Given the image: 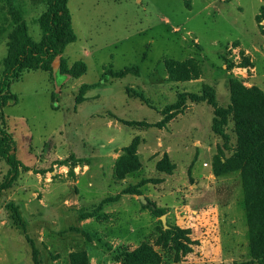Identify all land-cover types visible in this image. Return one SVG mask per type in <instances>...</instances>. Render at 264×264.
I'll return each instance as SVG.
<instances>
[{
	"label": "rangeland",
	"instance_id": "rangeland-1",
	"mask_svg": "<svg viewBox=\"0 0 264 264\" xmlns=\"http://www.w3.org/2000/svg\"><path fill=\"white\" fill-rule=\"evenodd\" d=\"M15 2L39 41L47 0ZM67 7L75 41L61 57L84 74L56 59L10 82L18 172L0 191V264H152L127 257L143 245L158 264H258L249 227L264 214L245 199L264 182L245 186L235 153L264 160V0ZM12 32L0 0V79ZM7 171L0 159V181Z\"/></svg>",
	"mask_w": 264,
	"mask_h": 264
},
{
	"label": "trees",
	"instance_id": "trees-1",
	"mask_svg": "<svg viewBox=\"0 0 264 264\" xmlns=\"http://www.w3.org/2000/svg\"><path fill=\"white\" fill-rule=\"evenodd\" d=\"M7 6V12L13 26V44L10 46L7 56L4 59L5 67L0 79V159L8 166V171L0 181V191L10 186L16 179L18 172V160L15 155L16 146L12 134L7 130L4 108L11 104H16L17 96L10 92V82L19 76L23 69L51 71L53 62L58 59V72L70 77H79L84 74L86 68L83 62L77 63L71 69L64 67V60L61 57L65 47L75 41V35L71 24V15L67 7L68 0H47V8L43 11L36 23L40 29L41 37L39 41H34L28 34L26 23L15 0H1ZM138 74V67L133 66L123 71L117 72L114 77L122 78L127 74ZM108 69L103 74V80L111 76ZM102 80V81H103ZM54 102V96H51ZM218 112L216 114L218 116ZM213 130L222 136V122L215 119ZM236 157L242 161L241 166L242 181L244 185L257 181L262 187L264 182V160L258 156L236 151ZM256 193L247 196L245 205L249 211L264 214V190L255 187ZM249 238L251 255L258 264H264V222L251 224L249 227ZM145 254V257L154 259L152 264H158L159 260L155 253L151 252L147 246H140L135 252L127 257L137 259ZM141 261L144 259H140ZM139 260V261H140Z\"/></svg>",
	"mask_w": 264,
	"mask_h": 264
},
{
	"label": "water",
	"instance_id": "water-1",
	"mask_svg": "<svg viewBox=\"0 0 264 264\" xmlns=\"http://www.w3.org/2000/svg\"><path fill=\"white\" fill-rule=\"evenodd\" d=\"M140 200H141L142 202H144V200H143L142 197H140ZM161 221H162L163 225L165 226V219H164V217L161 218Z\"/></svg>",
	"mask_w": 264,
	"mask_h": 264
}]
</instances>
